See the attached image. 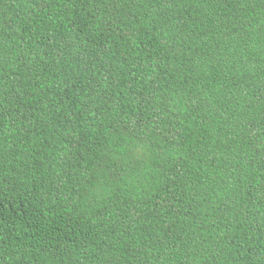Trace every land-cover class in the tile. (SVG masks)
Listing matches in <instances>:
<instances>
[{
    "label": "trees",
    "instance_id": "16d2710c",
    "mask_svg": "<svg viewBox=\"0 0 264 264\" xmlns=\"http://www.w3.org/2000/svg\"><path fill=\"white\" fill-rule=\"evenodd\" d=\"M0 264H264V0H0Z\"/></svg>",
    "mask_w": 264,
    "mask_h": 264
}]
</instances>
